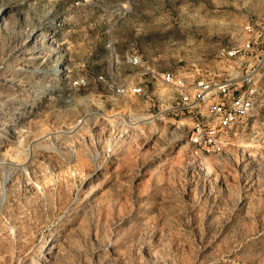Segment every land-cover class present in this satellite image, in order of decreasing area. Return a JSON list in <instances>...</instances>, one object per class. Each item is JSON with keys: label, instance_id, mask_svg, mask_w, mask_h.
Returning <instances> with one entry per match:
<instances>
[{"label": "rangeland", "instance_id": "obj_1", "mask_svg": "<svg viewBox=\"0 0 264 264\" xmlns=\"http://www.w3.org/2000/svg\"><path fill=\"white\" fill-rule=\"evenodd\" d=\"M259 17L264 0H0V264H264V85L220 154L190 143L173 88L116 92L131 47L222 74Z\"/></svg>", "mask_w": 264, "mask_h": 264}, {"label": "built area", "instance_id": "obj_2", "mask_svg": "<svg viewBox=\"0 0 264 264\" xmlns=\"http://www.w3.org/2000/svg\"><path fill=\"white\" fill-rule=\"evenodd\" d=\"M242 31V44L223 50L227 61L223 73L194 81L159 69L131 47L124 64L132 73L120 80L121 67L116 65V92L119 96H145L149 83L173 88L176 101L170 110L187 114L194 122L190 143L208 154H220L230 132L251 115L264 85V18L247 22ZM86 84L87 80L80 78L74 85Z\"/></svg>", "mask_w": 264, "mask_h": 264}, {"label": "bare ground", "instance_id": "obj_3", "mask_svg": "<svg viewBox=\"0 0 264 264\" xmlns=\"http://www.w3.org/2000/svg\"><path fill=\"white\" fill-rule=\"evenodd\" d=\"M143 121V120H142ZM94 160L95 161H97V154H95V156H94ZM8 177H6L5 179H4V182H3V187H2V200H4L5 199V192H6V189H5V186H6V184H7V182H8Z\"/></svg>", "mask_w": 264, "mask_h": 264}]
</instances>
